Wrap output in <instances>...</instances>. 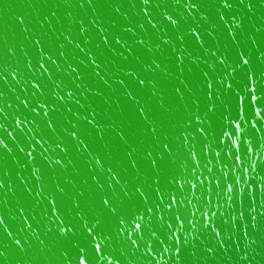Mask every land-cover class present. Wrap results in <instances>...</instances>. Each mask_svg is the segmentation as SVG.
Returning <instances> with one entry per match:
<instances>
[{
	"label": "water",
	"instance_id": "water-1",
	"mask_svg": "<svg viewBox=\"0 0 264 264\" xmlns=\"http://www.w3.org/2000/svg\"><path fill=\"white\" fill-rule=\"evenodd\" d=\"M0 141V264H264V0H0Z\"/></svg>",
	"mask_w": 264,
	"mask_h": 264
},
{
	"label": "snow or ice",
	"instance_id": "snow-or-ice-1",
	"mask_svg": "<svg viewBox=\"0 0 264 264\" xmlns=\"http://www.w3.org/2000/svg\"><path fill=\"white\" fill-rule=\"evenodd\" d=\"M168 19H172L171 17H168ZM172 23L173 24H175L176 23V21L175 20H172ZM245 63H247V61H244ZM36 87H39V85H35ZM17 123L19 124V121H17ZM73 135H75V134H73ZM0 143H2V141H0ZM55 203V201H53V204ZM104 203L105 204H108V201L107 200H105L104 201ZM169 207H171V205H169ZM54 209V208H53ZM114 210V209H113ZM214 215V214H213ZM140 219L142 220L143 219V217H140ZM177 219H179V217H177ZM140 226L139 225H137V228H139ZM193 228H195V225H193ZM67 231H68V229L67 228H61V232L62 233H67ZM88 232L89 233H92V228H88ZM153 235H155L154 233H153ZM217 235H219V233H217ZM173 236L175 237V239H176V241H177V243H179L180 242V237H179V235H176L175 233H173ZM94 241H95V248H96V251L97 252H100V249H101V244L103 243V238L101 237V239L99 240V241H97L96 240V236L94 237ZM136 243V241H133V244H135ZM17 244H19V241H17ZM165 250V252L166 251H168V249H167V247L164 249ZM83 251V250H82ZM149 251L151 252V248L149 247ZM177 252H179V248H177V250H176ZM105 257H103V255H101V260H103ZM79 264H89V261L85 258V256H81L80 257V261H79Z\"/></svg>",
	"mask_w": 264,
	"mask_h": 264
}]
</instances>
